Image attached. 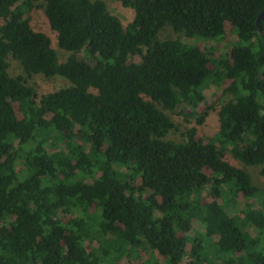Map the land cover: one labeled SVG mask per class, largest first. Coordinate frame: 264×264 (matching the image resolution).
Here are the masks:
<instances>
[{
    "label": "trees",
    "instance_id": "16d2710c",
    "mask_svg": "<svg viewBox=\"0 0 264 264\" xmlns=\"http://www.w3.org/2000/svg\"><path fill=\"white\" fill-rule=\"evenodd\" d=\"M35 1L0 0V264H264V0H43L64 58Z\"/></svg>",
    "mask_w": 264,
    "mask_h": 264
},
{
    "label": "rangeland",
    "instance_id": "374dc122",
    "mask_svg": "<svg viewBox=\"0 0 264 264\" xmlns=\"http://www.w3.org/2000/svg\"><path fill=\"white\" fill-rule=\"evenodd\" d=\"M107 6L109 11L119 17V19L123 23H127L130 21L132 17V11L130 8H124L122 5L114 0H106ZM43 0H36L34 2V8L30 11L29 16H30V23L31 25L38 30H41L45 33H47L51 39H52V46L55 48L57 51L58 55L60 58H64L67 55V52L60 50L57 45H56V35L53 31H51L48 27V24L45 20L44 14H43ZM35 6H37L35 8ZM2 23V19L0 18V24ZM175 34L174 32L168 28V26H165L163 29H161L158 33L159 39L161 38H169L173 37ZM228 40H231V37L228 38ZM8 70L10 75H22L26 78L28 84L34 88L36 91L37 95H41L50 91H53L61 86H64L67 84V82L58 77H53V78H45L41 75H31L27 76L22 67L16 62L15 60H12L8 58ZM223 85L218 87L217 85H211L209 88L205 90V101L204 103L206 105H210L212 103H217L220 101V88H222ZM223 99V98H222ZM221 99V100H222ZM204 108V104L202 106ZM202 109V108H201ZM208 117L205 120V123L203 126L200 127V131L203 135L205 136H212L213 132L216 130V122L214 119V111L208 109ZM171 120L173 121L174 124L178 125L179 129H183L186 125H188L186 122L183 121V118L180 115H176L175 113H168L166 112ZM169 138H175L178 137V133L175 134V132H172L168 135ZM238 165V164H237ZM240 166V165H239ZM252 176L253 180L256 185H258L263 191H264V176L260 174V168L259 167H248L247 168ZM242 203H243V198L239 196L237 198V201L235 202V206L227 205L225 207L226 212L228 215H234L240 212L242 208ZM141 257H137V259H134L136 263V260L141 261Z\"/></svg>",
    "mask_w": 264,
    "mask_h": 264
},
{
    "label": "water",
    "instance_id": "95a60500",
    "mask_svg": "<svg viewBox=\"0 0 264 264\" xmlns=\"http://www.w3.org/2000/svg\"><path fill=\"white\" fill-rule=\"evenodd\" d=\"M262 18H264V10L261 11V12L259 13V15H258V17H257V19H256V25H257L258 27H259V22H260V20H261Z\"/></svg>",
    "mask_w": 264,
    "mask_h": 264
}]
</instances>
